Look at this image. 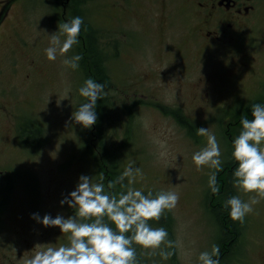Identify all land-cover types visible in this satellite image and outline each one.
Instances as JSON below:
<instances>
[{"label":"rangeland","instance_id":"374dc122","mask_svg":"<svg viewBox=\"0 0 264 264\" xmlns=\"http://www.w3.org/2000/svg\"><path fill=\"white\" fill-rule=\"evenodd\" d=\"M0 1L13 3L0 38V103L6 108L0 113V172L20 175L15 189L4 185L7 180L0 182V193L13 195L0 242L21 238L12 251L23 258L41 250L33 248L37 243H69L58 227L46 228L31 216L67 218L73 209L60 201L75 189L79 177L99 179L85 154L86 136L90 143L95 140L91 145L98 153L102 146L118 153L113 158L118 176L134 162L143 173L134 188L154 195L179 194L178 205L169 212L174 255L164 260L159 250L149 256L135 245L139 264H200V253L216 245L215 212L225 207L228 191L223 194L225 174L216 178L219 191L213 193L208 184L211 169L197 171L192 156L207 138L198 136L196 128L208 127L217 136L225 161L229 135H239L245 110L264 98V0L248 37L225 51L196 48L197 18L188 0H71L64 5L67 0ZM71 12L86 15L83 24L91 23L97 31L98 47L106 56L112 85L106 90L103 142L99 130L71 120L85 102L79 89L92 78L91 72L85 78L80 66H65L59 54L49 61L45 53L49 34L70 20ZM77 49L74 46L67 56L77 55ZM171 110L181 112L190 129L182 127ZM102 174L107 189L109 181ZM125 190L117 185L111 191ZM235 190L245 202L257 197ZM152 226L167 229L160 221ZM239 229L242 239L231 264H264V199L253 205Z\"/></svg>","mask_w":264,"mask_h":264},{"label":"clouds","instance_id":"9594fccd","mask_svg":"<svg viewBox=\"0 0 264 264\" xmlns=\"http://www.w3.org/2000/svg\"><path fill=\"white\" fill-rule=\"evenodd\" d=\"M83 23V18L76 16L57 25L58 31L49 34L50 46L45 49L49 61H55L59 54L65 57L62 61L65 66L79 68L82 57L67 54L79 44ZM79 94L85 102L72 113L71 120L91 129L98 120L97 101L108 93L103 83L88 78ZM250 112L252 118L240 121L242 130L233 140L231 156L237 166L232 172V182L239 191L256 193L258 198L250 197V202H245L239 195H233L225 205L230 218L240 224L245 223L253 205L264 199V105L254 103ZM196 134L206 137L207 143L193 154L192 160L197 171L205 166L211 169L208 184L211 191L217 193L216 178L223 171L224 163L220 142L208 127L196 128ZM133 164L130 162L115 180H110L107 189L102 173L95 182L93 176L81 175L75 189L60 201L61 206L67 204L73 209V214L67 218L60 214L55 218L45 214L41 218L33 213L31 218L44 227H58L61 233L67 234L69 243L59 247L37 243L33 248L41 250L24 260V264H139L135 245L146 250L149 256L159 250L162 259H170L174 255L175 241L169 239L165 227H153L152 222L158 223L176 208L179 194L160 191L154 195L152 191L145 193L134 188L132 185L138 176L143 179V173ZM116 185L126 190L116 194L111 191ZM219 253V246L214 244L212 251L201 252L198 260L200 264H219Z\"/></svg>","mask_w":264,"mask_h":264},{"label":"trees","instance_id":"16d2710c","mask_svg":"<svg viewBox=\"0 0 264 264\" xmlns=\"http://www.w3.org/2000/svg\"><path fill=\"white\" fill-rule=\"evenodd\" d=\"M77 2H75L76 4ZM81 3V2H80ZM79 10V8H78ZM78 13V11H75ZM71 12L70 18L76 17V13ZM79 17L83 18V21L87 18L84 13H82ZM97 32V31H96ZM96 32L91 23L88 25H82L80 37L84 40L83 46L78 44V55L82 57L79 61L80 68L82 72L85 74V78L88 77V72H91L92 79L98 83H103L105 85V91L112 85L109 69L106 66V56L105 52L101 51L97 44ZM79 68V69H80ZM263 99V100H262ZM257 100L254 103H264V98ZM108 95L103 100L97 101L96 112L98 115L97 123L93 126L94 131L99 130V132L103 133L101 137V142L104 140V125L105 119L108 114V105H107ZM253 103V104H254ZM111 104V102H110ZM252 104L245 110L246 116L251 117L249 115V111ZM170 113L177 119L179 124L184 128L191 127L189 121L185 120L182 116L181 112L178 110H171ZM243 117L242 119H244ZM33 133V130L30 131V136ZM29 136V137H30ZM233 138H231V142L228 143V158L223 163V171L217 174L219 177L222 174L224 176V188L223 194L225 191H228L227 200L236 195L235 187L233 186L232 182V172L234 168L237 166L236 162L232 159V151H233ZM93 140L91 143H94ZM87 141V137L85 136V154L86 156L95 164V173L100 176L101 173L105 174V182L110 180H115L118 176V167L113 162V158H115L118 153L115 155L114 153H110L104 146L98 147L100 148L99 153L95 151L97 149L96 145L92 144ZM101 157V158H100ZM103 164H108L107 169L103 167ZM104 182V181H103ZM106 186V184H105ZM117 186V185H116ZM120 187V185H118ZM226 200V201H227ZM225 203V201H224ZM215 219L216 224L219 228V235L216 241V245L219 246L220 253H219V264H231L232 258L234 256V252L239 248L240 245V236L241 230L239 227L241 224L239 222L233 221L229 216V208L226 206L223 210L219 212H215ZM160 222L166 225L169 233H171V228L173 227V219L169 212L166 213L165 217L160 220Z\"/></svg>","mask_w":264,"mask_h":264},{"label":"flooded vegetation","instance_id":"af4514ba","mask_svg":"<svg viewBox=\"0 0 264 264\" xmlns=\"http://www.w3.org/2000/svg\"><path fill=\"white\" fill-rule=\"evenodd\" d=\"M188 2L197 18L196 29L193 31L196 48L204 47L218 51H225L248 37L247 30L254 23L260 5V0H188ZM64 4L66 2H63ZM12 5L10 1H0V38L7 29ZM65 11L67 13V7ZM5 111L6 108L0 103V113ZM18 177L20 175L0 172V182L7 180L4 185L8 183L12 189L17 187L15 182L20 180ZM12 197L13 195L0 193V227L5 226L6 220L11 216L8 206ZM20 239L12 238L10 241L0 242V264H24V260L30 258H23L21 252L13 253V244Z\"/></svg>","mask_w":264,"mask_h":264}]
</instances>
